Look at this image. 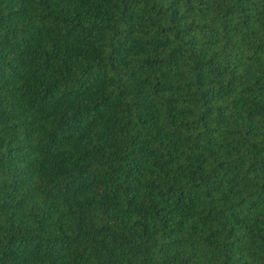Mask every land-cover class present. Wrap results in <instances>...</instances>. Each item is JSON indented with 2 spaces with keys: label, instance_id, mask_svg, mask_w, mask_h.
Segmentation results:
<instances>
[{
  "label": "trees",
  "instance_id": "trees-1",
  "mask_svg": "<svg viewBox=\"0 0 264 264\" xmlns=\"http://www.w3.org/2000/svg\"><path fill=\"white\" fill-rule=\"evenodd\" d=\"M0 264H264V0H0Z\"/></svg>",
  "mask_w": 264,
  "mask_h": 264
}]
</instances>
